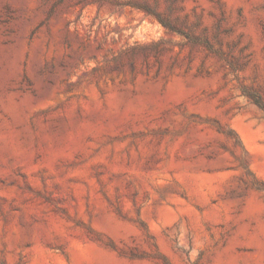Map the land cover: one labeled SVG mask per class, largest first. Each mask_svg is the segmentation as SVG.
Wrapping results in <instances>:
<instances>
[{
	"label": "rangeland",
	"instance_id": "1",
	"mask_svg": "<svg viewBox=\"0 0 264 264\" xmlns=\"http://www.w3.org/2000/svg\"><path fill=\"white\" fill-rule=\"evenodd\" d=\"M0 264H264V0H0Z\"/></svg>",
	"mask_w": 264,
	"mask_h": 264
},
{
	"label": "bare ground",
	"instance_id": "2",
	"mask_svg": "<svg viewBox=\"0 0 264 264\" xmlns=\"http://www.w3.org/2000/svg\"><path fill=\"white\" fill-rule=\"evenodd\" d=\"M254 147H256V149H258V146L256 143H253ZM262 152H259L258 155L260 156ZM263 155V154H262Z\"/></svg>",
	"mask_w": 264,
	"mask_h": 264
},
{
	"label": "trees",
	"instance_id": "3",
	"mask_svg": "<svg viewBox=\"0 0 264 264\" xmlns=\"http://www.w3.org/2000/svg\"><path fill=\"white\" fill-rule=\"evenodd\" d=\"M256 103L260 106V102L259 101H257Z\"/></svg>",
	"mask_w": 264,
	"mask_h": 264
}]
</instances>
